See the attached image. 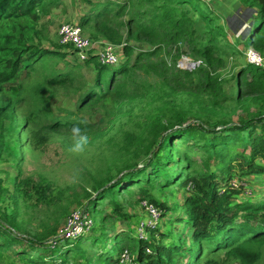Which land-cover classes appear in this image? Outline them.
Returning a JSON list of instances; mask_svg holds the SVG:
<instances>
[{
	"label": "trees",
	"instance_id": "obj_1",
	"mask_svg": "<svg viewBox=\"0 0 264 264\" xmlns=\"http://www.w3.org/2000/svg\"><path fill=\"white\" fill-rule=\"evenodd\" d=\"M85 1L89 9L75 23L92 39L123 44L121 62L101 64L94 55L80 62L72 46L66 45L69 51L45 43L50 17L62 0H0V162L19 166L26 145L42 153L56 137L76 143L71 131L76 124L87 145L112 156L97 162L88 185H82L86 202L76 206L92 215L94 225L75 238L56 239L71 210L59 205L53 190L48 193L50 186L17 175V206L20 196L51 205L43 231L29 234L20 210L4 204L15 194L0 177V260L95 264L94 252L88 255L84 246L90 239L99 248L97 259L107 264H121L125 250L131 259L125 264H264V179L255 184L251 178L264 175V67L247 62L231 80L223 75L230 59L244 52L239 42L264 55V0L223 16L225 22L204 0ZM249 20L255 23L247 44L241 30ZM231 33L241 41H232ZM183 55L202 63L182 68ZM83 67L94 69L92 81ZM59 89L79 93L78 109L98 111L104 124L77 111L53 110ZM127 122L130 127L124 128ZM234 179L243 184L235 186ZM126 198L140 203L146 215L144 200L162 217L182 210L180 236L170 222L148 227L145 238L130 236L126 229L138 220ZM170 198L178 204L171 206ZM121 220L130 221L129 228H118ZM120 231L128 240L115 252L109 239ZM23 241L42 246L38 257L22 248L11 259L8 247Z\"/></svg>",
	"mask_w": 264,
	"mask_h": 264
},
{
	"label": "rangeland",
	"instance_id": "obj_2",
	"mask_svg": "<svg viewBox=\"0 0 264 264\" xmlns=\"http://www.w3.org/2000/svg\"><path fill=\"white\" fill-rule=\"evenodd\" d=\"M103 1V0H101ZM106 1V0H104ZM205 4L209 7L211 6L209 2L206 0ZM247 4L256 2L255 0H244ZM258 7L257 8V14H260V5L259 3H255ZM204 8V6L202 7ZM214 8V7H212ZM89 9V5L86 3L85 0H62V3L60 6L55 10L54 15L50 17L49 20V40L45 43L48 45H55L60 48H71L69 46L63 45L59 41L58 31L61 26V24L65 22L75 23L78 22L79 17L84 14ZM245 7L242 9L244 10ZM216 11L221 14L223 21V16L226 17L224 14L219 12L217 9ZM245 11H251L249 8H247ZM232 16V15H231ZM229 16L228 18H230ZM253 19V18H252ZM255 23L253 20H249L247 22V26L241 30L242 35L244 36L243 42H246L248 44V40L250 39L251 33H249V30L251 28V25ZM227 24V23H224ZM243 26V25H242ZM241 26V27H242ZM125 32V29H123ZM86 32V31H85ZM87 33V32H86ZM249 33V34H248ZM88 34V33H87ZM230 39L232 41L237 40V42L241 41L240 37H235L231 33L229 35ZM93 46L92 50H99V47L104 45L107 40L104 39H93ZM251 44L249 43L248 46ZM238 46L245 50L246 47L245 43L239 42ZM73 49V48H72ZM70 51V49H69ZM68 59L71 61H74V57L72 55H69ZM188 61H199L197 59H194L193 57L189 55H183L182 58L179 59L178 64L182 68H190L191 66L187 63ZM121 62V61H120ZM247 63L246 60V54L243 52V54L238 55L235 59H230V62L228 63V67L223 70V75L226 79L231 80V77L238 72V70L241 69L244 64ZM83 71L86 74L89 81H92L93 79V73L94 69H89L87 67H83ZM80 96L79 93H74L73 91L66 92L65 89H59L56 91V96H54L51 100V105L53 110H55L59 114L65 113L64 110H73L77 111L80 116L84 117L86 120L91 122H100L104 124V120L102 117V114L98 111L90 112L86 110H79L78 109V102H79ZM105 118V117H104ZM106 121V120H105ZM124 121V119H123ZM130 124L127 122L126 127L129 128ZM247 134L245 133V136ZM74 141L62 140L61 138H54L50 143L46 146L44 151L42 153L34 152L26 145L24 147V159L19 163V166H17L13 162H0V177L5 179V183L11 186L12 193H14V196L6 197L3 202L6 205L7 208L12 209L16 208L20 210L21 214L19 215L21 220H25L27 224L25 225L26 231L31 234L35 235L44 229V219L47 214L50 215V209L51 205H49L46 202H35L34 200L30 198H24L20 196L18 198V206L15 203V198L18 196V192L15 190V177L19 175V180L30 177L35 182L43 181L45 184H48L50 186V189L48 190V193L53 190V197H57L55 200L59 201V205H62L63 207L67 206L72 211L73 209L77 208L76 206L79 201L86 202L85 198L83 197V188L82 185H88L87 182H89L88 173H94L96 171V167L98 165L97 162H108L112 159V156L105 153L104 151H101L97 148V146L94 145H87L83 151H73L72 148L74 146ZM105 146H107V143H104ZM179 146L183 147L182 144H179ZM96 150H99L95 157L92 159L93 154L96 152ZM197 157L200 158V154H197ZM264 162V161H263ZM114 171L111 172L113 175ZM251 178H253V183H255L257 180L264 179V175L262 176H255L252 175ZM252 183V184H253ZM257 184V183H255ZM262 188V187H260ZM181 189L178 190L177 197L179 201L182 203L183 195ZM172 194L171 192L167 193V196L170 197ZM172 197V196H171ZM175 198V197H174ZM133 199L126 198V202H130V206L128 209H130L131 213L135 215V220L137 222L133 223V228L130 231L129 229H126L127 232L130 233V236H135L138 234L137 226L139 225L140 220H144L148 217V215L144 214L143 208L140 206V203L132 201ZM179 201L174 200L173 198L168 201V203L171 206H174L176 203L178 204ZM182 210H171L169 211L166 216L160 218L159 227L164 228L168 222V226L173 225L172 231L176 234V238L179 236L177 235L178 232H181L183 230V222L182 219H180V215ZM144 214V216H143ZM184 216V213H182ZM142 218V219H141ZM65 219L61 220L59 224V236L62 235V230L65 227ZM127 220H121L117 223V227L121 228H129V225H126ZM49 226V225H47ZM186 234L190 232V226L188 223H186ZM91 232V231H90ZM122 232L120 233H112L117 234L116 236H113L109 239V245L108 248L113 251H118L119 248L124 244L126 246V242L128 240V233ZM89 233V232H88ZM146 234V232H145ZM87 236V235H84ZM148 236V234H146ZM186 236V235H185ZM50 241V240H49ZM52 241V240H51ZM84 246L86 248V252L88 255H90L91 252H94L93 261L95 264H107V261L102 260L100 257L97 259V256L100 253L99 248L95 247L89 240L84 241ZM26 243V245H25ZM70 243V242H69ZM79 243V242H77ZM31 246V247H28ZM78 246H83L82 244H79ZM22 248H28L26 252H28L32 257L36 258L41 253L42 246L40 245H29L26 241H23L21 243H15L12 246L8 247L10 252L11 259H17L16 254L13 253L15 250H22ZM97 255V256H96ZM96 256V257H95ZM0 264H6L5 261L0 260ZM47 264H56V261L53 263L47 262ZM203 264V263H201ZM225 264H232L231 262L225 263ZM237 264V263H234Z\"/></svg>",
	"mask_w": 264,
	"mask_h": 264
},
{
	"label": "built area",
	"instance_id": "obj_3",
	"mask_svg": "<svg viewBox=\"0 0 264 264\" xmlns=\"http://www.w3.org/2000/svg\"><path fill=\"white\" fill-rule=\"evenodd\" d=\"M58 36L61 44L72 46L75 50L76 57L80 62H85L90 59L92 55L96 56V59L101 64L115 65L121 60L120 50L123 47V44L117 45L107 41L104 45L99 47L98 51L92 50V46L94 44L93 39L85 32L79 23L65 22L61 24ZM244 53L246 54V60L248 63L264 67V55L252 45L246 47ZM187 63L191 66L187 69H193L202 62L199 60L192 62L188 61ZM233 184L235 186H239L243 184V182L238 179H234ZM142 205L148 211V217L140 221L137 226V230L140 237L145 238L147 234L146 229L151 226H158L161 214L157 207L146 200L142 202ZM93 225L94 219L86 209L75 208L66 218L65 227L62 230L63 234L56 236V239L58 237L75 238L88 231ZM56 239L53 243L56 242ZM130 261V254L128 250H125L120 255L119 263L125 264Z\"/></svg>",
	"mask_w": 264,
	"mask_h": 264
},
{
	"label": "crops",
	"instance_id": "obj_4",
	"mask_svg": "<svg viewBox=\"0 0 264 264\" xmlns=\"http://www.w3.org/2000/svg\"><path fill=\"white\" fill-rule=\"evenodd\" d=\"M212 7L224 14L226 17L237 15L242 9L248 7L244 0H206Z\"/></svg>",
	"mask_w": 264,
	"mask_h": 264
},
{
	"label": "clouds",
	"instance_id": "obj_5",
	"mask_svg": "<svg viewBox=\"0 0 264 264\" xmlns=\"http://www.w3.org/2000/svg\"><path fill=\"white\" fill-rule=\"evenodd\" d=\"M80 123L87 124V121L81 120ZM71 131H72L73 135L75 137H77L76 143L74 144L72 150L73 151H83L84 148L86 147L87 143H88L87 136L82 134V130H81L79 124L74 125Z\"/></svg>",
	"mask_w": 264,
	"mask_h": 264
}]
</instances>
